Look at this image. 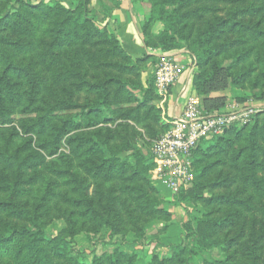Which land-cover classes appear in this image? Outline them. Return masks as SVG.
<instances>
[{
	"label": "trees",
	"instance_id": "1",
	"mask_svg": "<svg viewBox=\"0 0 264 264\" xmlns=\"http://www.w3.org/2000/svg\"><path fill=\"white\" fill-rule=\"evenodd\" d=\"M67 2L0 0V264H139L138 254L119 245L85 263L72 243L79 233L141 240L150 220L166 228L171 219L151 182L156 159L148 144L172 119L153 73L146 87L141 83L159 57L144 51L133 58L97 26L89 0ZM145 7L162 29L150 34L140 27L143 45L189 50L191 87L205 112L224 109V97L209 95L229 83L249 82L251 96L239 102L264 99V0H150ZM200 21L203 28L194 30ZM258 115L250 126L201 140L192 180L172 204L216 210L190 215L185 242L163 258L153 252L146 264H264V114ZM63 144L67 153L59 152ZM59 220L64 227L49 235ZM214 248L223 259L201 256Z\"/></svg>",
	"mask_w": 264,
	"mask_h": 264
},
{
	"label": "rangeland",
	"instance_id": "2",
	"mask_svg": "<svg viewBox=\"0 0 264 264\" xmlns=\"http://www.w3.org/2000/svg\"><path fill=\"white\" fill-rule=\"evenodd\" d=\"M149 1L150 0H137L135 4L131 5L133 8L134 17L139 26L140 35H141L140 27H142L143 25H147L150 34H155L156 32L162 29V24L160 21L155 20L153 17H150V15L146 14L147 8L145 7V5ZM46 2L49 5H54L55 2H58L66 6L68 3L67 0H46ZM114 6H116L115 0H89V6H88L91 14L94 15L96 19L97 26L99 28H105L107 32L111 34H115V33L108 26L109 24L105 22V16L107 15L109 9ZM199 28H203V23L201 21L196 23V25L194 26V30H197ZM149 44L154 46L156 42L154 41V39H151ZM183 51L184 52L181 55L185 60L184 62H179V60L175 58L178 64L179 72L181 74L182 73L185 74L188 72V70H191V79H192L195 60L192 58L191 54L189 53V50L184 49ZM224 63L228 64L229 61L227 60ZM153 69H154V65H149L147 71L141 73V83L144 87L148 85V81L150 80V77L153 73ZM51 87H54L53 84H51ZM59 88L63 89L61 85L59 86ZM170 89L171 86L168 87L165 92L160 93L155 87L156 95L161 97L163 100H165V102H167V108L169 102ZM248 89H249V82L244 83L240 86H232L229 83L226 89L212 92L210 93L209 96L224 97L226 99V105L229 102L240 103L238 101L239 100L238 98L251 96L248 93ZM134 93L138 94L137 91H134ZM188 97L196 100L199 106L203 108L202 99L195 94V92L191 87V80H190ZM260 100L262 102L264 101V99H259V98L256 99V101H260ZM257 114H259L258 115L259 118H262L264 111L259 112ZM252 123L253 120L251 119L249 122L245 124L243 123L232 124L228 126L227 129H229L231 126H235L237 128L242 126H250ZM100 126H105V125H99V127ZM135 128L138 131H141L137 127ZM209 139H213V138H209ZM115 141H117L116 137L114 138V142ZM115 144H118V142H115ZM153 144H154L153 142H149L148 146L151 148ZM59 152L67 153L68 148L63 144L60 147ZM50 159L52 158L47 157V160ZM150 178L152 185L160 192L161 199L163 200V202L165 199H170L172 193L164 186H162L159 182L155 181L154 169L151 171ZM215 210L216 209L214 207L207 208L204 204L200 202H191L189 204L180 205L179 209L177 210V212H180L179 217L174 222L167 223L166 228H164L165 222H163L164 223L163 225L161 223L160 226H156L155 224H157L160 221L150 220L146 226L145 236L141 240H136L135 237L129 233H126L124 235L113 236L111 239L106 237L103 240H99L98 237L95 236L87 237L86 235L79 233L74 238L72 246L74 248V252L77 253L78 255V260L85 263H89L93 256L101 255L105 252H110L114 246L119 245L121 246V249L123 251L134 252L138 254V256H140V260L138 262L139 264H146L150 260L153 252L156 253L160 258H163L170 255L172 245L185 242L186 225H187L188 217L190 215L197 216L200 218L203 214L211 213L214 212ZM171 225L172 228L170 229V231H168ZM63 227H64V223L61 220L54 221L48 226L47 233L49 235H54ZM116 242L118 244H116ZM201 256L202 257L210 256L214 259L224 258L223 253L218 248L207 250L204 253H202ZM192 264H201V259H198L196 262H193Z\"/></svg>",
	"mask_w": 264,
	"mask_h": 264
},
{
	"label": "built area",
	"instance_id": "3",
	"mask_svg": "<svg viewBox=\"0 0 264 264\" xmlns=\"http://www.w3.org/2000/svg\"><path fill=\"white\" fill-rule=\"evenodd\" d=\"M148 55L159 57L153 69L156 89L163 93L182 75L172 53L159 49H146ZM191 70L184 74L190 84ZM179 112L173 116L172 125L154 142L152 152L156 159L154 179L174 194L192 180V156L201 140L221 136L228 126L247 123L264 111V102L254 99L245 102H229L221 112H205L198 102L187 97L179 104Z\"/></svg>",
	"mask_w": 264,
	"mask_h": 264
},
{
	"label": "crops",
	"instance_id": "4",
	"mask_svg": "<svg viewBox=\"0 0 264 264\" xmlns=\"http://www.w3.org/2000/svg\"><path fill=\"white\" fill-rule=\"evenodd\" d=\"M116 6L111 7L105 16V22L109 24L108 26L112 29L115 35L122 42L124 50L130 54L133 58L141 57L146 50L142 43V38L139 31L138 23L134 17L133 8L131 6L130 0H115ZM184 51H175L173 56L179 60V62H184L182 57ZM190 84H186L184 81V73L180 78L171 86L169 102L167 108V115L173 118L179 112V104L182 103L189 95ZM170 191V190H169ZM171 192V191H170ZM170 199H165L162 208L171 213V220L169 223L174 222L178 217L179 213L177 210L179 206H174L172 204L173 192ZM164 224L163 222H158L156 226ZM172 228L170 226L169 230Z\"/></svg>",
	"mask_w": 264,
	"mask_h": 264
}]
</instances>
